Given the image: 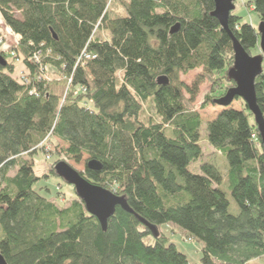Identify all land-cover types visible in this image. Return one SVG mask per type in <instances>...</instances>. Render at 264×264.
I'll return each mask as SVG.
<instances>
[{
  "label": "trees",
  "instance_id": "1",
  "mask_svg": "<svg viewBox=\"0 0 264 264\" xmlns=\"http://www.w3.org/2000/svg\"><path fill=\"white\" fill-rule=\"evenodd\" d=\"M109 3L0 0L7 47L0 54L8 63H0V253L8 264H193L160 230L167 224L203 244L202 264H258L264 150L246 104L225 107L206 129L229 162L226 182L239 212L230 211L218 166L189 171L204 154V120L180 75L203 68L215 80L202 108L236 87L228 75L232 39L213 16L214 0H122L127 16L118 19ZM247 6L264 23V0ZM229 21L253 54L258 29L235 12ZM226 68L223 87L213 74ZM256 85L264 112V74ZM40 153L52 162L42 176L35 170ZM86 157L103 169L86 165L85 178L133 211L117 207L107 231L55 168ZM54 177L74 189L72 200L41 194L50 193Z\"/></svg>",
  "mask_w": 264,
  "mask_h": 264
},
{
  "label": "rangeland",
  "instance_id": "2",
  "mask_svg": "<svg viewBox=\"0 0 264 264\" xmlns=\"http://www.w3.org/2000/svg\"><path fill=\"white\" fill-rule=\"evenodd\" d=\"M252 0H237L236 1V15H239L242 20L247 21L254 25L257 29L259 28L261 21L259 20L258 15L256 14L255 10L252 9L251 7L247 6V3H250ZM110 14L111 18L113 19H118V18H123L127 16V10L125 6L122 4V0H110ZM3 36L5 35L8 37V41L10 43H13L11 41V37L14 39L13 34L9 31V29L4 28L2 31ZM102 37L108 38L107 32L104 30L102 32ZM253 56L255 55H260L262 54L259 46L252 52ZM225 70L224 69L223 73L222 72H214L213 76L214 78L223 80V87H227L228 83L226 81V75H225ZM264 74V73H263ZM181 80L186 84V86L189 89H192L193 91L196 92V101L194 102V106L199 111L201 114L202 120H204L203 126L201 127V144L203 147V156L199 158L197 161H194L189 167V171L192 173H202V167L205 166V164H213L215 166H218L220 169L221 173L224 175V181H223V190L225 191L229 201H230V211L233 214H237L239 212L238 206L235 204L231 191L229 189V185L226 182V168L229 164L227 162V159L223 154L218 151L217 149L215 150L207 141V125L209 122L214 121V119L223 111L224 108L219 106L218 104H210L206 108H202L204 102H205V96L208 94L212 93L213 90V84H214V79L210 78L209 76L206 75L204 72L203 68L197 69L194 71H191L189 74L180 75ZM185 95L187 98H190L191 95L185 90ZM243 102V104H242ZM245 105L244 101H235L232 104L233 108L241 109ZM254 118V117H253ZM255 120V118H254ZM63 145V144H62ZM47 154H39L38 156L35 157L36 160V165H35V170L38 176H42L44 173H47L49 170L50 165L52 162H47L48 159ZM47 158V159H46ZM60 157H53L51 158V161L56 160ZM87 160L88 157H86L82 163H74V162H68L74 169H77L78 171H81L82 173L86 172V165H87ZM61 183V184H60ZM42 183H39L40 185ZM47 186H49V192H43L41 191L42 195H46L49 198L55 199L58 198V202L60 204L66 203L67 200H72L76 195L74 189L67 185V183L63 182L62 180L58 178H53L52 180H49L47 183ZM160 230L164 234H166L170 241L177 245V248L179 251L183 252L188 258L189 261L193 264H202L201 257H202V248L203 244L201 242H197L193 240L188 235H185L183 232H181L179 229L165 224L164 226L160 227ZM258 264H264V258L260 259L257 261Z\"/></svg>",
  "mask_w": 264,
  "mask_h": 264
},
{
  "label": "water",
  "instance_id": "3",
  "mask_svg": "<svg viewBox=\"0 0 264 264\" xmlns=\"http://www.w3.org/2000/svg\"><path fill=\"white\" fill-rule=\"evenodd\" d=\"M237 0H214L215 12L213 16L220 22L222 28L231 36L233 43V51L235 53L234 68L230 69L228 75L235 80L236 87L231 89L224 98L216 100V104L222 108L232 105L235 96L241 98L249 107L255 118V123L259 129L264 150V112L258 104L256 80L263 75L264 72V23H261L259 31V48L262 52L260 55L253 56L248 53L238 41L233 32L230 31V17L236 12ZM180 26L178 25L173 32H177ZM56 37V36H55ZM0 63L6 66L8 63L6 58L0 54ZM160 85H168L169 78L160 77ZM88 168L93 171L102 170L100 162L89 161ZM57 174L63 180L73 186L76 194L84 202L87 212L95 216L101 222L104 231L108 230L109 220L116 213L117 207H122L124 210L132 213L127 202L122 197L117 196L110 190L101 186L95 185L89 179H86L84 173L74 169L66 161H62L56 165ZM0 264H8L7 260L0 253Z\"/></svg>",
  "mask_w": 264,
  "mask_h": 264
},
{
  "label": "built area",
  "instance_id": "4",
  "mask_svg": "<svg viewBox=\"0 0 264 264\" xmlns=\"http://www.w3.org/2000/svg\"><path fill=\"white\" fill-rule=\"evenodd\" d=\"M9 31L13 34V31L9 29ZM7 50L6 43L3 42V38L0 37V51L5 52ZM255 138V136H253Z\"/></svg>",
  "mask_w": 264,
  "mask_h": 264
},
{
  "label": "crops",
  "instance_id": "5",
  "mask_svg": "<svg viewBox=\"0 0 264 264\" xmlns=\"http://www.w3.org/2000/svg\"><path fill=\"white\" fill-rule=\"evenodd\" d=\"M253 9V8H252Z\"/></svg>",
  "mask_w": 264,
  "mask_h": 264
}]
</instances>
